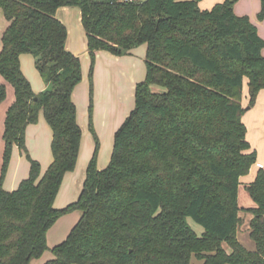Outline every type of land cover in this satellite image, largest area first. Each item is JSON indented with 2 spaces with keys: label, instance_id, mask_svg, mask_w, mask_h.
Returning <instances> with one entry per match:
<instances>
[{
  "label": "trees",
  "instance_id": "obj_1",
  "mask_svg": "<svg viewBox=\"0 0 264 264\" xmlns=\"http://www.w3.org/2000/svg\"><path fill=\"white\" fill-rule=\"evenodd\" d=\"M201 0H0L7 26L0 74L14 88L0 142V264H30L49 249L47 232L65 214L81 216L44 264H264V168L246 190L256 206L250 237L238 239L242 222L240 178L257 151L242 118L264 89V39L238 0L202 10ZM76 6L91 58L92 101L96 53L129 54L146 44V77L136 84L135 106L114 135L111 160L98 169L91 158L78 199L54 202L64 175L76 167L82 129L73 91L83 79L81 60L66 48L67 27L56 16ZM258 19H264V0ZM30 53L45 90L35 93L21 69ZM248 80V108L243 87ZM7 86L0 84V104ZM43 111L53 137V161L41 165L28 153L25 134ZM91 125V123H90ZM30 163L18 188H3L14 146ZM191 218L203 227L198 235ZM226 244L230 251L224 247Z\"/></svg>",
  "mask_w": 264,
  "mask_h": 264
},
{
  "label": "crops",
  "instance_id": "obj_2",
  "mask_svg": "<svg viewBox=\"0 0 264 264\" xmlns=\"http://www.w3.org/2000/svg\"><path fill=\"white\" fill-rule=\"evenodd\" d=\"M223 1L224 0H201L199 2V7L202 10L211 9L215 4L221 3ZM260 9H261V0H238L234 5L235 14L238 16H245V15L248 16L250 21L256 25L259 35L264 39V19L260 20L257 17ZM56 16L67 27L68 35H67V41H66V48L69 51H71L72 53H74L75 55L79 56V58L82 60V65H84L85 61L87 60V57H89L90 55H89L88 46H87V35H86L85 29L82 25V21H81L80 9L76 6H61L57 9ZM6 26H7V23L5 24V27ZM141 46H144L143 49H144V53H145V57H146L147 45L143 44ZM0 49H1V47H0ZM143 49H141V50L139 49V53L141 55L143 54ZM136 50H137L136 48H133L130 51V53L127 55H115V54H112L111 52L106 51V50L97 51V53H96V61L97 62H96V66H95L93 76L95 77V79H96V76L99 77V70H100V68H102V66H104V68L106 69V73H108V74H110L109 72L112 69H113V71L117 72L118 70L121 71V68H124V70H126L128 73L129 72L133 73V75L131 77V81H133L132 86H135L139 80L143 81L145 79L144 78L143 80H141V78H139V79L135 80L134 72H135V68L137 67V65H135L136 62L132 58H133V53ZM262 54L264 55V49L262 51ZM28 56L29 55L26 53L21 54V56H20L21 69H22V71L26 77H28L27 76L28 74L24 68V61L27 60L28 62H30V57H28ZM33 60H35V57ZM82 72H83V78H84L83 80L86 82H89V72H86L84 67H83ZM102 73L103 72L100 70L101 75H102ZM104 75H105V73H104ZM33 77L35 79V75H33ZM41 79H42V77H41ZM42 82H40L41 85L37 89L35 88V85L31 82L32 88H33L35 93H38L39 91L45 90L46 84L44 83L43 79H42ZM247 82H248V80L245 79L246 84H247ZM3 83H5L7 86V98L0 104L1 153L3 152V149H4V143H3L2 136H3V131H4V120H5V116H6V111L9 108V106L15 100V93H14L13 86H11V84L7 83L6 80L4 79V77L0 74V84H3ZM81 83H79L76 86V88L72 94V99H73L75 104L78 103L79 101H85V99L87 102L86 93H83V92L80 93L77 91L78 90L77 87ZM84 90L85 89H83V91ZM246 90L248 92V86H246ZM83 94H85V96ZM244 101H246V100H244ZM125 104L126 103L123 99H118V101L116 100L115 104L113 105L114 112H116V117H114L113 120H114L115 124L117 123L116 124L117 128L115 131H117L118 127L121 126V124L124 122L126 117L133 110L132 109L130 111L131 108H128L126 110V108L124 106ZM134 106H135V104H134ZM260 106L262 108L259 110L258 117H260V119L264 121V89H262L259 92V94L257 96V101L253 107H260ZM76 107H77V105H76ZM77 121H78L79 125H81L78 108H77ZM52 137H53L52 129H51L50 125L48 124V122L46 121L43 111H41L39 114L38 122L35 124H29L26 128V134H25V143H26L27 150H28V152L32 158H34L35 160H38L40 162L41 174H43L46 171L48 166L53 161V154L51 151ZM81 149H82V142H81L78 160H79L80 154L82 152ZM78 160H77V164H76V169H77V165L79 163ZM257 161H258V153H257L256 162ZM85 163L84 162L81 163V168L79 171L75 170L72 173L67 172L68 173L67 176H69L74 183V189H73L72 193H70L69 197H67V198H64L63 195L62 196L57 195L55 202H54L55 208H63L67 204L74 202L75 200L78 199V197L81 193L80 187L82 186V188H83V184H84V181L86 178V170H83V167H85L86 165L82 167V164H85ZM255 163L252 165L249 173L246 175H243L240 178L241 183H243V185L242 184L240 185L239 192H240V188L244 189L247 192L246 186L249 183L254 181V179L256 178L258 170L260 168H264V166L262 164H260L258 166V168L253 170V166L255 165ZM86 169H87V167H86ZM99 169H102V167ZM29 170H30L29 161H26L24 159L21 150L18 148V146L15 145L13 147V151H12V155H11L10 166H9L7 174L3 180V188L8 190V191H13V190L17 189L20 182L23 179L28 177ZM77 193H79L78 196H76ZM247 194H248V192H247ZM248 196H249V200H248V202H245V204L243 206H241L239 203V206L241 209L242 208L246 209V208L256 206L255 202L252 200V198L250 197L249 194H248ZM238 201H239V199H238ZM247 213H249V212H247ZM249 214H250V216L247 218V221H246L247 226H248V224L250 225L249 222L253 216L251 213H249ZM68 216H75L76 217V220L74 221V223L72 221H70V219H64ZM80 216H81V212L77 210L74 212L73 215H66L65 214L62 217H60L47 232V244L49 246V249L46 250L39 259H33L30 262V264H44L47 260L52 259L54 256H53L52 251H50V250L54 246L60 244L61 242H63L67 238L68 234L70 233L73 226L77 223ZM239 229H240V226H239ZM239 229H238V232H239ZM246 229L248 230L247 227H246ZM237 237H238V233H237ZM224 247L226 248V250L228 252L230 251V248L226 244H224ZM254 248H255V246H254Z\"/></svg>",
  "mask_w": 264,
  "mask_h": 264
},
{
  "label": "rangeland",
  "instance_id": "obj_3",
  "mask_svg": "<svg viewBox=\"0 0 264 264\" xmlns=\"http://www.w3.org/2000/svg\"><path fill=\"white\" fill-rule=\"evenodd\" d=\"M5 24H6V20H5L4 14L2 11H0V47H2L1 39H2V34L4 32V29L6 28ZM141 45H138L135 47L137 50L133 53V58H132L136 62L135 65H137V67L135 68V72H134L135 80L139 78L143 80L146 77L145 53L143 49L144 46H141ZM139 49L140 50L143 49L142 55L139 53ZM26 54H28L29 55L28 57H30V62H28L27 60L24 61V68L28 74L27 78L29 81L31 80L30 83L32 82L35 85V88L37 89L41 85L40 82H42L41 75L36 68L35 60H33L34 59L33 55L30 53H26ZM96 62L97 61H95L94 63L93 73L95 70ZM81 66H82V70L84 67L86 72L90 73V69H91L90 56L87 57V60L85 61L84 65H82V60H81ZM100 70L103 72L102 75L100 74ZM100 70H99V77L96 76V79L94 76L92 77V101H91L90 79H89V82H86L83 80L84 79L83 78L81 81L82 83L77 87L78 92L86 93L87 102L85 99V101H79L78 103H76L79 116H80V122H81L80 127L82 129V137H83L82 138V149H81L82 152L78 160L79 163L77 165V169L75 167V169L69 173H72L75 170L79 171L81 168V163L83 162L87 163V164L86 163L82 164V167L86 165L85 167H83V170H86V167L88 166L91 158L95 154H96L97 168L99 169L102 167V169H104L105 167H107L111 160L113 146H114V135L116 132L115 130L117 128L116 127L117 123L115 124L113 120V118L116 117V112H114L113 105L115 104L116 100L118 101V99H123L126 103L124 105L126 110L128 108H131L130 109L131 111L134 108L136 85L132 86L133 81H131V77L133 73H130V72L128 73L126 70H124V68H121V71L118 70L117 72L113 71V69L111 71L109 70L110 74H108L106 73V69L104 68V66H102ZM33 75H35V79ZM246 86L247 84L244 81L243 102L245 104L244 103L243 104L247 108L249 107L248 106L249 95L246 90ZM83 89L85 90L83 91ZM42 91H39V92H42ZM83 95L85 96V94ZM261 108H262L261 106L249 108L248 110H246L242 118L243 122L245 123L247 127V140L250 143L251 147L255 149L258 153V161L253 166V170L258 168L260 164L264 166V121L261 120L260 117H258V113ZM22 154H23L24 159L28 161L26 155L24 153ZM10 162H11V159H10ZM10 162H9V166H10ZM65 175H64L65 178L63 177V180H62V183H61V186H60V189L57 195L58 196L63 195L64 198H67L69 197L70 193H72L74 189V183L72 179L69 176H67L68 173H66ZM241 184L243 185V183ZM81 188L82 186L80 187V191L82 190ZM78 194L79 193H77L76 196H78ZM248 200H249V196L247 192L244 189L240 188V192H239L240 205L243 206L245 202H248ZM75 211L77 210L69 212L66 215H73ZM240 216L242 217V223L240 225V229L238 232V239L247 249L254 250L255 242L252 240L249 234L250 225L249 224L248 226L246 225L247 218L250 216V214L247 213L244 210V208H242L240 210ZM64 219H70V221L74 223V221L76 220V217L68 216ZM188 221L191 227L195 230V232L198 235H201L203 233V227L200 224H198L191 218H189ZM246 227L248 228V230L246 229ZM201 263L202 261L197 259L193 255L190 264H201Z\"/></svg>",
  "mask_w": 264,
  "mask_h": 264
},
{
  "label": "built area",
  "instance_id": "obj_4",
  "mask_svg": "<svg viewBox=\"0 0 264 264\" xmlns=\"http://www.w3.org/2000/svg\"><path fill=\"white\" fill-rule=\"evenodd\" d=\"M120 2H135V1H138V0H119Z\"/></svg>",
  "mask_w": 264,
  "mask_h": 264
},
{
  "label": "water",
  "instance_id": "obj_5",
  "mask_svg": "<svg viewBox=\"0 0 264 264\" xmlns=\"http://www.w3.org/2000/svg\"><path fill=\"white\" fill-rule=\"evenodd\" d=\"M248 108V107H247Z\"/></svg>",
  "mask_w": 264,
  "mask_h": 264
}]
</instances>
